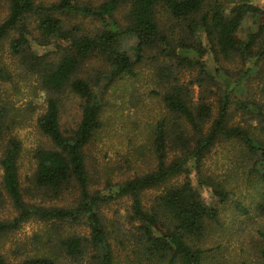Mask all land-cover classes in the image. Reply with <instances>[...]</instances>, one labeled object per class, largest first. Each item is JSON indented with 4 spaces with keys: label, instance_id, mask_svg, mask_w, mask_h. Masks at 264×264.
<instances>
[{
    "label": "trees",
    "instance_id": "16d2710c",
    "mask_svg": "<svg viewBox=\"0 0 264 264\" xmlns=\"http://www.w3.org/2000/svg\"><path fill=\"white\" fill-rule=\"evenodd\" d=\"M3 1L8 10L0 20L1 84L19 94L22 83L45 104L37 129L50 146L35 150L32 180L54 197L72 189L76 198L66 207L25 202L21 144L12 136L21 118L16 120L9 90H0V203L4 193L14 209L12 218L0 220V264H117L101 208L121 197L130 199V221L138 225L133 243L127 240L134 264H204L205 251L195 242L217 222L218 205L233 194L230 182L206 173L204 161L227 142L238 152L232 172L243 176L238 178L245 188L258 187L264 210V99L259 104L246 98L249 89L241 92L246 78L263 71L264 8L253 0H103L96 6L79 0ZM120 8L126 11L117 19ZM69 14L95 25H67L63 16ZM248 19L252 26L242 34ZM5 44L10 64L3 57ZM145 64L154 70L152 81L160 91L151 93L164 109L151 137L155 164L102 195L91 188L86 148L103 129L109 90L136 80ZM186 72L189 81L182 82ZM70 97L80 100L81 117L76 129L65 133L61 114ZM111 186L105 180L104 187ZM156 189L160 192L146 207L143 195ZM204 190L214 202L206 201ZM236 206L248 212L240 202ZM31 221L45 229L17 245L12 253L19 258L10 263L3 251L6 239ZM258 236L264 264V224Z\"/></svg>",
    "mask_w": 264,
    "mask_h": 264
},
{
    "label": "rangeland",
    "instance_id": "374dc122",
    "mask_svg": "<svg viewBox=\"0 0 264 264\" xmlns=\"http://www.w3.org/2000/svg\"><path fill=\"white\" fill-rule=\"evenodd\" d=\"M43 1L51 3L57 0ZM102 1L79 0V3L96 6ZM253 3L264 8V0H253ZM7 10V4L1 0L0 20L5 17ZM125 11V8H120L115 13V18L121 19ZM63 19L67 25H78L84 29H91L95 25L94 20L85 19L75 14L64 15ZM250 26H252L251 20L248 19L244 24L242 34H246L247 28ZM131 44L132 42H129L126 49L132 56ZM5 46L6 51H3L5 53L3 57L5 62L10 64L7 44ZM138 73V78L130 80L131 82L127 81L125 87H119L122 84H118L115 87L116 91L109 90L107 96L110 103L104 110L103 129L86 148V163L91 181L94 182L91 188L103 193L102 195H108L110 189L117 187L116 184L120 181L131 178L138 172H147L155 164V157L151 151V137L153 127L164 114V109L160 98L151 93V91H160L152 81L154 79L153 68L145 64L138 70ZM189 78L188 72L181 75L182 82H188ZM244 84L246 85L241 92L246 95L249 89L246 98L261 104V100L264 99L262 97L264 96L262 95V92L264 93V64L263 71L249 80L246 78ZM0 90H9L8 96L12 102L14 113L17 114L16 120L21 118L20 123L13 128L12 136L16 137L21 144L18 160L19 180L25 202L53 207L73 205L76 195L72 189L54 197L51 193L36 188L32 180L35 170V161L33 160L35 150L50 146L47 138L37 129V119L45 106L41 94L32 95L29 87L22 83H20L19 94H15L9 84H1V81ZM197 90L196 87L195 93ZM2 94L0 92V98L4 97ZM80 117V100L70 97L61 114L62 131L69 133L75 130ZM236 119L239 122L238 117ZM1 145L3 146L4 143L0 142ZM234 149L236 150L235 144L223 143L221 146H217L211 156L204 161L206 173L212 172L218 178L230 182L229 186L233 192L225 204L218 205L217 222L211 223L210 229L209 231L207 229L204 237L195 242L202 251H205L204 264H263L259 255L262 241L258 236V229L264 224V210L259 209V204L262 203L261 196H259L256 185L245 188L243 182L238 178H243V176L232 172L236 167L232 158L238 156L237 150ZM1 174L0 167V179ZM231 176L236 177L231 179ZM176 179L183 180L182 176ZM105 180H109L112 186L104 187ZM253 180L251 179L250 182ZM159 192L157 189L146 191L143 195L144 205L149 207ZM202 195L207 202L215 201L205 190ZM238 202H240V208H245L247 213L236 206ZM130 204L129 198L121 197L104 204L101 208V212L107 220V230L113 237L111 243L114 254L119 260L117 264H134V256L131 253L133 245L127 240L133 243L132 237L137 234L135 228L138 225L130 221ZM13 215L14 209L7 195L3 193L0 203V220L10 219ZM44 229L42 224L31 221L23 224L21 229L9 236L3 249L8 261L10 263L17 262L19 256L12 253L16 246L29 243L33 234L41 233L40 231ZM76 229L81 233L87 232L83 226H77ZM121 240L127 244H125V248H121ZM29 248L31 249L30 246Z\"/></svg>",
    "mask_w": 264,
    "mask_h": 264
}]
</instances>
